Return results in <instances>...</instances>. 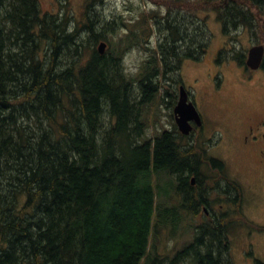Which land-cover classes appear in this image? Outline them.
Listing matches in <instances>:
<instances>
[{
    "label": "trees",
    "instance_id": "16d2710c",
    "mask_svg": "<svg viewBox=\"0 0 264 264\" xmlns=\"http://www.w3.org/2000/svg\"><path fill=\"white\" fill-rule=\"evenodd\" d=\"M95 1L78 25L38 0H0V264H234L233 217L199 214L222 195V161L173 122L148 136L146 114L176 97L185 60L205 56L209 12L225 35L256 38L264 0H154L164 13L103 53L99 40L125 24H97ZM134 45L150 54L132 75L122 58ZM197 227L194 242L161 250Z\"/></svg>",
    "mask_w": 264,
    "mask_h": 264
},
{
    "label": "rangeland",
    "instance_id": "374dc122",
    "mask_svg": "<svg viewBox=\"0 0 264 264\" xmlns=\"http://www.w3.org/2000/svg\"><path fill=\"white\" fill-rule=\"evenodd\" d=\"M190 1L196 5L195 0ZM42 11L61 13L66 12V15L70 16L72 23L81 24L83 21V11L86 0H38ZM169 4V3H167ZM94 9L97 19V24H101L100 19L110 20L116 19L117 22H123L125 26L119 28L113 32H107V39L100 41L106 42L104 51L112 50L116 46L121 45L124 47V37L126 33L132 28L136 30L134 24L138 21L140 16L148 14L152 11L159 10L164 13L165 5L157 3L154 0H96L94 2ZM207 23L212 33V38L207 52L203 59L199 61L185 60L181 67V82L184 87L189 91L197 110L204 117V123L206 122L205 130L199 137V133L196 132L189 135L191 141L199 139V144L204 148L209 146L208 142H215V138L221 140L223 136V127L234 129L245 120L256 107H262L264 104V88L261 89L259 84H244L243 77L246 76V72L241 69L234 60L229 59L225 61V69L223 65L215 61L217 52L221 50L224 45L227 47L240 50L245 55L247 50L254 44H264V33L258 32L256 39L251 38L247 33L237 31V35L233 32L228 38H224L220 29L219 23L215 20L213 12H209L207 15ZM152 22V21H151ZM136 28V29H135ZM237 39V41L235 40ZM226 40V42H223ZM98 42V43H99ZM155 41H153L154 44ZM97 43V45H98ZM96 45V46H97ZM150 45V43H149ZM149 51H144L135 45L125 50L122 58V65L127 72L134 75L139 69L140 65L147 58ZM219 65V66H217ZM225 74V81L219 87L218 82L222 80V76ZM215 87V89H214ZM220 90H217L219 89ZM176 97L164 95L161 99L157 98L149 105L147 109V135L153 136L156 132L163 129L173 127V119L171 117L172 108L176 103L178 95V85L176 87ZM217 90V91H216ZM174 99V102L172 101ZM173 102V103H172ZM215 123V127L218 130L209 127L210 124ZM203 136V137H202ZM207 140V141H205ZM202 141V142H201ZM214 145V144H213ZM211 146L210 152L220 159L227 158L225 152L229 155L230 161L228 162L229 169L240 176L243 180H250L255 177L257 170L253 162L244 160L240 153L234 146L229 148L225 146V143L221 142L217 146ZM256 182V181H255ZM264 188V186H263ZM258 190L260 191L259 194ZM255 194V196H254ZM255 200L264 197V191L253 187V196ZM259 200L257 203H259ZM255 205V202H254ZM252 208V206H251ZM252 220L258 216L256 211H252ZM255 215V216H254ZM232 227L231 229H233ZM184 237L179 241H168L165 245L160 246L161 250L165 253H172L193 239V230L190 229ZM240 237H242V231L237 227L230 233L231 247L233 255L236 258L237 264H243L240 258L241 246L239 243ZM232 255V260H233Z\"/></svg>",
    "mask_w": 264,
    "mask_h": 264
},
{
    "label": "flooded vegetation",
    "instance_id": "af4514ba",
    "mask_svg": "<svg viewBox=\"0 0 264 264\" xmlns=\"http://www.w3.org/2000/svg\"><path fill=\"white\" fill-rule=\"evenodd\" d=\"M220 65H223V69H225V47L224 56ZM242 69L245 71L247 68L243 66V68H241V72ZM243 78L244 79L242 82L244 84L253 85L255 83L259 84L261 89L264 88V56L259 68L250 70L249 73L246 71V76L244 75ZM224 81L225 74H223L222 80L218 82L219 87ZM220 88L217 90H220ZM201 120L202 121H200L199 124H196L197 126H193V132H198L199 137L202 135L206 127V122L204 123V119L202 118ZM216 125L213 123L210 124L209 127H212V129H215L218 132L221 131L216 129ZM222 129L223 131H221V133H223V136L221 137V140H218L217 137L215 138L214 143L205 140L209 143V146L205 147L206 154L212 158H218L210 152L211 146L213 144V146H217L223 142L225 143V146H228L229 148L234 146V148L237 149L244 160L253 162L256 166L254 168L257 170V172L255 173V177L250 178V180H243L240 176L233 173L229 169L228 162L230 159L227 152H225L227 156V158H225V162L224 159L218 158L222 161L224 168H226V177L221 179L222 195L218 196L217 199L212 198V202L208 203V205H201L199 214L202 215L204 213V215L208 216L213 212H220L224 216L226 215L233 217V221L235 223L232 226L234 227L233 229L238 227L242 231V237H240L239 240L241 246L240 258L242 263L264 264V197L262 200L261 198L259 199V197L257 200L252 197L253 187L264 191V104L261 108H254L253 112L248 117H246L245 120L238 125V127L231 129L224 126ZM196 139L198 140V138ZM192 178L191 181L193 180V183H191L192 185H195L196 179ZM259 192L260 191L258 190L257 194H259ZM259 200L261 201L257 203ZM252 211H256L258 214V216L254 215L257 217L254 218V220L251 218ZM233 229H230V233ZM193 235L195 239L200 236L198 227L195 228ZM228 238L230 240V235ZM223 246L225 248V232ZM231 253L233 255L232 247ZM168 261H171V259ZM233 262L234 264H237L234 255ZM176 263L198 264L199 261L195 260V258H184L177 260Z\"/></svg>",
    "mask_w": 264,
    "mask_h": 264
},
{
    "label": "water",
    "instance_id": "95a60500",
    "mask_svg": "<svg viewBox=\"0 0 264 264\" xmlns=\"http://www.w3.org/2000/svg\"><path fill=\"white\" fill-rule=\"evenodd\" d=\"M106 43L101 41L98 45L99 52H103ZM264 47L262 44L253 45L248 50V56L246 64L250 68H257L260 65L261 59L263 57ZM187 92L181 85L179 87V99L173 109L175 122L179 130L188 134L192 129L190 121H195L197 124L200 122L199 114L192 102H189ZM193 179V178H192ZM193 181V180H192Z\"/></svg>",
    "mask_w": 264,
    "mask_h": 264
},
{
    "label": "bare ground",
    "instance_id": "6f19581e",
    "mask_svg": "<svg viewBox=\"0 0 264 264\" xmlns=\"http://www.w3.org/2000/svg\"><path fill=\"white\" fill-rule=\"evenodd\" d=\"M169 264V263H168Z\"/></svg>",
    "mask_w": 264,
    "mask_h": 264
}]
</instances>
